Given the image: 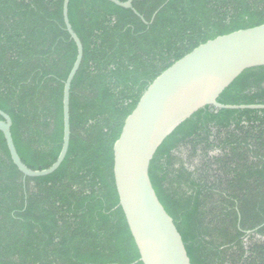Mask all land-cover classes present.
I'll use <instances>...</instances> for the list:
<instances>
[{
	"label": "trees",
	"instance_id": "16d2710c",
	"mask_svg": "<svg viewBox=\"0 0 264 264\" xmlns=\"http://www.w3.org/2000/svg\"><path fill=\"white\" fill-rule=\"evenodd\" d=\"M62 4L0 0V111L32 171L49 169L62 146L63 88L77 55ZM132 9L69 2L83 58L57 171L24 178L0 133V264H141L113 177L126 118L193 50L264 25V0H133ZM217 103L264 106V67L244 71ZM149 179L190 264H264V110L201 109L157 150Z\"/></svg>",
	"mask_w": 264,
	"mask_h": 264
},
{
	"label": "water",
	"instance_id": "95a60500",
	"mask_svg": "<svg viewBox=\"0 0 264 264\" xmlns=\"http://www.w3.org/2000/svg\"><path fill=\"white\" fill-rule=\"evenodd\" d=\"M132 10L133 0H106ZM70 0H63L65 30L77 50L63 88V139L60 154L47 170L32 171L20 160L10 133L11 119L0 111V133L10 159L24 178L52 175L63 163L69 147V93L83 58L80 40L68 19ZM154 18V17H153ZM264 67V25L218 37L193 50L164 71L148 87L126 118L113 145V177L119 207L125 217L141 264H190L182 239L158 201L149 179L157 150L173 131L195 113L219 110H264L262 105L224 106L219 96L244 72Z\"/></svg>",
	"mask_w": 264,
	"mask_h": 264
}]
</instances>
